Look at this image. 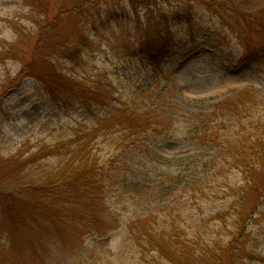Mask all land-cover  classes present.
<instances>
[{"label": "rangeland", "instance_id": "rangeland-1", "mask_svg": "<svg viewBox=\"0 0 264 264\" xmlns=\"http://www.w3.org/2000/svg\"><path fill=\"white\" fill-rule=\"evenodd\" d=\"M86 1L88 6L79 14L59 13ZM129 1L0 0V41H15L17 30L23 36L18 42L21 51L31 57L37 50L33 37L42 29L45 49L36 57L43 59L61 42L76 43L85 34L89 44L82 47L80 64L72 67L58 59L57 67L108 85L114 98L134 108L163 91L169 102L195 114L199 121L205 119V125H213L221 138L229 139L240 129V121L246 125L264 121V0H157L151 18L157 21L154 28L160 23L161 43L167 44V50L155 75L149 73L142 45L149 27L146 12L138 8L132 14ZM20 68L12 60L0 63V95L7 110L6 118L0 119L1 156L10 157L27 142L30 146L52 144L71 126L91 125L95 114H103L99 107L90 114L79 107L60 108L45 86L33 79L7 87L5 74L14 77ZM241 103L251 109L242 119L239 113L238 119L231 111ZM163 128L160 134L146 131L126 149L116 145V135L95 142L97 156L118 168L107 205L119 214L116 200L123 199L118 206L121 218L101 226L65 216L51 220L40 212L12 220L0 199V264H165L154 252L143 255L134 241L131 230L137 224L131 223L136 214L177 206L184 216L197 217L190 204L193 187L207 189L205 218L226 208L228 200L222 197V176H214L220 148L184 139L187 125L182 122L167 121ZM51 168L46 166L37 175L48 178ZM229 180L240 183L235 173ZM144 188L150 194L145 204L133 198ZM256 218L244 236L247 250L253 253L245 264H264V212Z\"/></svg>", "mask_w": 264, "mask_h": 264}, {"label": "trees", "instance_id": "trees-1", "mask_svg": "<svg viewBox=\"0 0 264 264\" xmlns=\"http://www.w3.org/2000/svg\"><path fill=\"white\" fill-rule=\"evenodd\" d=\"M156 1H129L132 14H137L138 8L146 12L145 22L149 27L145 28L147 35L142 45L149 73L154 75L162 69L166 59L163 51L167 50V44L161 43L164 32L160 30V23L154 28L157 21L151 18ZM87 6L86 1L66 7L59 13L74 16ZM15 35L13 42L0 41V63L12 60L21 65L14 77L5 74L7 87L33 79L45 86L47 94L60 108L79 107L90 114L99 107L103 114H95L91 125L81 122L71 126L63 138L52 144L30 146L27 142L10 157L0 155V199L12 220L24 215L23 218L32 217L31 214L40 212L51 220L65 216L67 220L77 219L89 226H101L104 222L121 218L118 206L124 204L123 199L116 200L119 214L107 205L113 197L108 195V189L111 185L116 186L118 168L114 162L105 164L97 156L95 142L116 135V145L126 149L138 143L146 131L160 134L165 130L163 123L178 121L187 125L182 131L184 139L220 148V165L214 176H222V197L228 200L227 206L205 218L203 203L210 199L205 193L207 189L193 187L190 204L197 217L184 216V211L177 206L144 210L140 215L136 214L131 223V226L137 224L135 230H131L134 241L143 255L146 251L154 252L164 259L165 264H245V259L253 258V253L246 248L244 236L249 223L264 212V121L257 120L250 125L240 121V129L229 139L221 138L220 130L213 125H205V119L199 121L195 114L169 102L163 91L148 96L147 104L134 108L126 101L114 98L108 85L78 78L57 67L58 59L67 60L72 67L80 64L82 47L89 44L87 35L83 34L76 43L61 42L43 59L36 57L40 49H45L41 44V38L45 37L42 29L33 37L37 50L31 57L19 47L18 42L23 36L17 30ZM56 36L61 38L58 34ZM4 104L0 95V119L7 116ZM250 107L241 103L231 113L235 112L237 118L242 119ZM171 114L185 120L175 119ZM50 160H55L56 165ZM46 166H52L48 178L38 176ZM232 173L239 176L240 183L229 180ZM119 195L124 196H115ZM148 195L150 197L144 188L133 198L145 204ZM161 217H164L163 221H159Z\"/></svg>", "mask_w": 264, "mask_h": 264}]
</instances>
